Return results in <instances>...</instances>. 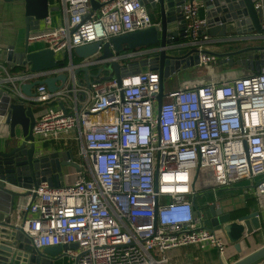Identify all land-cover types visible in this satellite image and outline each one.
I'll return each mask as SVG.
<instances>
[{
	"label": "built area",
	"instance_id": "2783aa9c",
	"mask_svg": "<svg viewBox=\"0 0 264 264\" xmlns=\"http://www.w3.org/2000/svg\"><path fill=\"white\" fill-rule=\"evenodd\" d=\"M95 1L97 9L90 0H57L61 18L49 14L29 34L30 49L54 52L55 68L0 62V105L9 100L0 128L8 127L12 104L31 108L38 155L60 149L79 168L73 183L42 182L21 198L16 226L39 251L67 247L58 260L69 264H174L205 246L224 259L229 243L203 214L218 204L201 207L198 200L241 189L234 205L253 200L264 219V67L228 81L164 89L158 109L159 72L129 69L162 48L116 52L110 45L112 56L102 58L113 38L160 27L144 5L150 0ZM255 1L261 33L245 32L236 47L255 40L264 46V0ZM206 13L203 0L182 5L183 44L198 51L199 67L216 60L204 52L220 41L210 36ZM98 42L94 56L73 61L77 47ZM113 63L123 71L120 79ZM61 75L66 81L54 92L45 84L34 85L31 96L22 90Z\"/></svg>",
	"mask_w": 264,
	"mask_h": 264
},
{
	"label": "water",
	"instance_id": "95a60500",
	"mask_svg": "<svg viewBox=\"0 0 264 264\" xmlns=\"http://www.w3.org/2000/svg\"><path fill=\"white\" fill-rule=\"evenodd\" d=\"M1 1V0H0ZM13 2V0H3ZM25 3V49L14 56V48L10 47L8 61L26 62L32 71H42L55 68L57 61L53 51L49 49L31 51L27 38L32 31L40 29L41 22L45 20L50 11V0H15ZM97 9L99 4L90 0ZM185 0H150L144 5L158 4L160 12V27L151 28L143 32H135L124 36L115 37L103 47L102 58L112 56L110 45L116 52L124 49L135 50L143 48H162L152 55L150 60L144 59L129 70L132 72L158 71L160 74V94L158 95V109L161 108L164 97V78L173 73L180 72L188 67L199 64V53L186 47L182 40L184 28L182 5ZM207 9V19L210 36L219 39L217 47L224 48L226 52H204L216 59L237 58L236 64L248 70V73H259L264 67V46L235 48L243 41L244 33L256 31L261 33V11L255 8V0H203ZM101 43H91L77 47L74 54L79 59L94 56ZM250 53L247 57L245 54ZM252 53V54H251ZM232 65L233 62H230ZM113 74L120 79L122 70L118 63L112 64ZM87 72V70H85ZM64 83L66 76L47 79L44 82L23 86L27 96L32 95L34 85L45 84L51 92L60 86L57 82ZM8 98L0 105V114H5L4 109ZM35 124L34 112L21 104H12L7 116L6 125L9 127V139L0 143V264H47V260L59 257L67 249L65 246L49 247L42 251L37 250L32 241L24 234L22 228L14 223L13 214L17 212L18 201L28 195L42 182L59 183L63 180V168L73 167L79 171L76 164L69 162L68 154L53 153L38 155L34 144L32 129ZM20 134L17 135L16 129ZM33 197L35 195L33 194ZM194 198V202H195ZM3 201H8L9 206L4 207ZM2 204V205H1ZM211 217V227L220 231L227 239L229 245L242 253V243L258 232H264V223L258 218L256 212L250 213L238 220H233L230 213H226L215 203L208 207ZM76 249L77 245H71ZM264 260V246L242 256L234 264H257ZM53 264V262H51ZM50 263V264H51Z\"/></svg>",
	"mask_w": 264,
	"mask_h": 264
},
{
	"label": "crops",
	"instance_id": "0c3cea01",
	"mask_svg": "<svg viewBox=\"0 0 264 264\" xmlns=\"http://www.w3.org/2000/svg\"><path fill=\"white\" fill-rule=\"evenodd\" d=\"M50 8H52L53 10L50 11V15L52 17H54V20L58 21L61 16H62V8L61 6H59V3L57 2V0H50ZM149 13L151 15V18L154 22H156V20H158V22H160V12H159V7L158 4L154 5H148L147 6ZM249 30H247L246 32H248ZM256 32V31H254ZM252 35V32H248L246 34V36H250ZM260 45L259 41H247V42H243L242 45H240L241 48H248V47H255L257 45ZM25 3L22 1H15L13 0V2H6L1 0L0 1V62L1 63H7V64H15L17 63V61H12L11 63L8 61V53H7V49L10 47L14 48V56L22 53L25 49ZM239 47V46H238ZM237 48V47H236ZM240 48V49H241ZM40 47H33L31 48V51H37L39 50ZM235 49V48H233ZM232 49V50H233ZM211 51H217L219 52H226L224 48H220V47H213L211 48ZM250 53H247L244 55V57H247ZM252 54V53H251ZM206 69L208 71V73L213 74V76H209V79H211L210 77H215L217 78V74L221 73V71H241L243 73L248 72L247 69H244L242 66L239 65H235L232 66L228 61H225L224 59H216L214 62H212L210 65L208 66H191L186 68L187 73L192 72L196 69ZM185 70V69H184ZM190 70V71H189ZM185 73H181L182 78L184 79V75ZM247 74V73H245ZM244 74V75H245ZM210 75V74H209ZM236 78L237 76H231L229 78L226 79H220V80H213L211 82H223V81H228L230 79ZM186 80V79H184ZM191 81L192 84H189L188 86H194V85H201L198 82H194L192 80H188ZM203 84V83H202ZM10 136V131L8 129V127L4 126L0 128V143H3L4 141H6L7 139H9ZM58 152H64L62 150H58ZM71 171H66L65 168L63 169L62 173H63V180H62V184H71L74 182L75 177H76V168H71ZM222 192V191H220ZM242 190L241 189H233L228 191V193L223 197V199L221 200V204H218V207H221L222 210L226 213H230L232 210H235L234 208L238 209V208H242L244 205L239 204V205H231L230 201L231 199L234 200H238L239 196L242 195ZM207 194V193H206ZM202 196V202L201 207L206 205V203H213L215 202V200H211V199H205V195ZM208 200V201H206ZM247 202V201H246ZM2 205V204H1ZM3 206L7 207L9 206V202L8 201H3ZM257 212V206H253L251 208V213ZM204 222L205 225L207 227H211L210 224V213L208 210L204 211ZM13 219H14V223L16 224V222H19V219H21V215H19L18 212H15L13 214ZM262 222L264 223V219H262ZM257 237V236H256ZM251 238L247 239V242L249 244H243L242 243V253L239 254L234 246L229 245L227 247V255L224 259H221L217 250L210 248L208 246H205V248L203 250H200L198 252V256H187L186 260L182 261H175L174 264H177L179 262V264H231L233 262H236L237 260L234 259L235 256H239L238 259H240L242 256H245L247 254H249L250 252H253L254 250L258 249L259 247H253L251 242H250ZM261 246V245H259ZM264 246V245H262ZM261 246V247H262ZM248 247V248H247ZM52 259V261H54L53 264H58L59 262H61V260H58V257H53L50 258ZM48 259L46 262L47 264L51 263V260ZM52 264V263H51Z\"/></svg>",
	"mask_w": 264,
	"mask_h": 264
},
{
	"label": "rangeland",
	"instance_id": "374dc122",
	"mask_svg": "<svg viewBox=\"0 0 264 264\" xmlns=\"http://www.w3.org/2000/svg\"><path fill=\"white\" fill-rule=\"evenodd\" d=\"M257 46H260L259 44ZM241 47H237L233 50H237V49H240ZM217 52V51H216ZM190 71V70H189ZM181 73H185L183 76H184V80L182 78V75ZM248 74V72H245ZM237 70V71H221V73H218L217 74V78L215 77H210L211 79H209V76H213V74L211 73H208V71L206 69H203V68H200V69H196L192 72H189L187 73V70H181L180 72L176 73L174 76H170L166 83L164 84V89L165 91H169L171 89H177L178 87H187L189 84H192L191 81H188V80H192L194 82H198L199 84H205V83H208V82H211L213 80H220V79H226V78H229L231 76H237V77H242V76H245L246 74ZM210 74V75H209ZM245 74V75H244ZM235 78V77H234ZM16 132H17V135L20 134V130L19 128L16 129ZM72 167H65V170L68 172V171H71ZM228 193V191H218V192H210V193H207L205 195V199H206V196H207V199H211V200H215L216 203H219L221 204V200L223 199V197ZM219 200V201H217ZM208 201V200H206ZM202 202V198H199L198 200V203L200 204ZM230 204L231 205H234V200L230 201ZM236 209V208H234ZM221 235V234H220ZM255 236L257 237H253V239L251 238L250 242L252 244L253 247H261L262 245H264V232L261 231V232H258L257 234H255ZM243 244H246L248 245L249 247V244L247 242V240H245L243 242ZM261 245V246H259ZM247 247V248H248ZM178 253H181V252H178ZM188 255H186L187 257ZM186 257L183 258L184 260H186ZM183 259H180V260H183ZM58 264H69L68 263V260L67 259H64V260H61V262H59ZM191 264H194V263H191Z\"/></svg>",
	"mask_w": 264,
	"mask_h": 264
},
{
	"label": "trees",
	"instance_id": "16d2710c",
	"mask_svg": "<svg viewBox=\"0 0 264 264\" xmlns=\"http://www.w3.org/2000/svg\"><path fill=\"white\" fill-rule=\"evenodd\" d=\"M157 22H158V20H156V23ZM72 58H73V61L75 63H77V62H79L81 60L74 53H73ZM2 64L6 65L7 63H2ZM18 69H19V67L13 68V72H16ZM94 72L97 73L98 71L97 70H94ZM253 206H254L253 200H247V202L244 204V206L242 208H238V209L232 210L230 212L232 219L233 220H238L239 218L244 217V216L250 214L251 213V208ZM253 237L255 238L256 236L253 235L252 237H249V238H252L253 239ZM238 258H239V256H235L234 257L235 260H238Z\"/></svg>",
	"mask_w": 264,
	"mask_h": 264
},
{
	"label": "flooded vegetation",
	"instance_id": "af4514ba",
	"mask_svg": "<svg viewBox=\"0 0 264 264\" xmlns=\"http://www.w3.org/2000/svg\"><path fill=\"white\" fill-rule=\"evenodd\" d=\"M228 51H232V49H230V50H228ZM228 62L230 63V62H233V64H232V66H235V65H237L236 64V62H237V58L236 57H234V58H231V61H230V59H228ZM64 169V168H63ZM211 222V221H210ZM218 234H221V235H223L220 231H216Z\"/></svg>",
	"mask_w": 264,
	"mask_h": 264
}]
</instances>
